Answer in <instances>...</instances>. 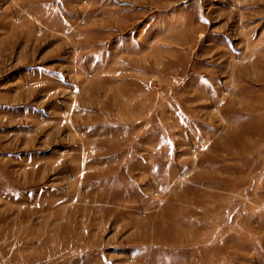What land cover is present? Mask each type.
I'll use <instances>...</instances> for the list:
<instances>
[{
	"label": "rangeland",
	"instance_id": "1",
	"mask_svg": "<svg viewBox=\"0 0 264 264\" xmlns=\"http://www.w3.org/2000/svg\"><path fill=\"white\" fill-rule=\"evenodd\" d=\"M0 264H264V0H0Z\"/></svg>",
	"mask_w": 264,
	"mask_h": 264
}]
</instances>
